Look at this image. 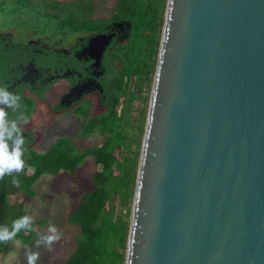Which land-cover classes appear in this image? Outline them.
<instances>
[{"label":"water","instance_id":"1","mask_svg":"<svg viewBox=\"0 0 264 264\" xmlns=\"http://www.w3.org/2000/svg\"><path fill=\"white\" fill-rule=\"evenodd\" d=\"M125 264H264V0H167Z\"/></svg>","mask_w":264,"mask_h":264},{"label":"trees","instance_id":"2","mask_svg":"<svg viewBox=\"0 0 264 264\" xmlns=\"http://www.w3.org/2000/svg\"><path fill=\"white\" fill-rule=\"evenodd\" d=\"M166 3L167 0H143V3L140 0H118L119 12L133 16L132 28L139 31L135 40L143 39L132 49V57L137 61L123 69V60L116 57V63L120 64L112 70L114 88L110 100L105 103L108 106L106 112L96 117L91 116L89 110L79 113V119H85L83 128L87 129L82 136L97 133L103 138L102 143L97 147L81 149L75 140L61 137L45 153L29 151L22 158L24 169L20 173L0 179V226L11 229L14 220L28 215L25 205L12 203L11 197L22 193L35 198L34 185L42 176H58L62 171L75 175L88 157L95 159L100 169L93 176V189L83 195L68 218L70 224L80 228L81 235L76 239V250L64 264H125L131 202L145 118V113L139 108L137 127L129 123L134 118L130 117L134 111L133 105L137 99H141L137 90L132 89L136 85L140 91H145L143 100L148 99L157 64ZM37 14L42 13L36 12V17ZM46 16L55 22L50 26L51 30H61L65 24L62 16ZM74 20L77 19L74 17ZM124 20L129 21L126 17ZM126 44L128 41L124 46ZM14 177L16 183L12 182ZM118 205L122 208L121 213H117ZM46 224L45 220L33 221L34 231L21 230L13 240L0 242V256L12 251L14 241H19L23 247L30 245L39 229Z\"/></svg>","mask_w":264,"mask_h":264},{"label":"flooded vegetation","instance_id":"3","mask_svg":"<svg viewBox=\"0 0 264 264\" xmlns=\"http://www.w3.org/2000/svg\"><path fill=\"white\" fill-rule=\"evenodd\" d=\"M7 3L0 0V87H7L20 97L15 112L6 110L9 119H21L20 127L25 137L22 158L36 147L38 139L42 140V134L43 137L46 131L49 132L43 128L50 126V131L53 130L62 117H73L80 130L59 138L69 137L79 147V140L100 137L97 133L89 137L78 136L85 119H79L80 114L75 111L89 101L91 116L106 112L108 106L105 103L110 100L114 88L112 70L117 66L114 50L128 41L131 22L111 20L112 0H85L82 1L85 13L83 11L80 17L76 13L66 17L61 30H55L52 37L32 27L33 17L36 20V6L25 4L18 10H8ZM117 3L118 0L115 7ZM22 13L24 19L18 17ZM27 17H31L30 21ZM74 17H77L78 29L67 23ZM86 20L101 25L87 26ZM42 105L47 108L49 121L38 125L40 130L35 132V116L43 113L44 108L38 109ZM18 195L25 197L22 193L14 197Z\"/></svg>","mask_w":264,"mask_h":264},{"label":"rangeland","instance_id":"4","mask_svg":"<svg viewBox=\"0 0 264 264\" xmlns=\"http://www.w3.org/2000/svg\"><path fill=\"white\" fill-rule=\"evenodd\" d=\"M7 1L8 10L17 9L19 7L24 6H36V12L42 13L41 15L37 14L36 20L33 17L32 27L36 28L39 33H46V35L54 36V30L51 31L50 26L55 24L50 18L46 16V14L53 16L58 15L62 16L63 19L70 16L71 14H77L78 17L82 15L83 11L85 13V8H82V1L85 0H1ZM143 3V0H140ZM116 0H112V21H118L120 19L128 18L130 22H134L133 16L131 14H126L124 12H119L118 3L117 7ZM80 6V7H79ZM115 8V9H114ZM30 13V12H28ZM22 13L18 15L20 19H24L25 16ZM23 16V17H21ZM125 16V17H124ZM31 18V17H30ZM30 18L27 17V20L30 21ZM77 18V17H76ZM5 22L8 19L5 17ZM14 22L20 23L19 20H14ZM29 22H27L28 24ZM68 25H70L73 29H78L76 25H78L77 21H74L73 18L67 21ZM87 26H98L101 25L97 21H85ZM4 24V23H3ZM12 24V22H9ZM7 24V25H9ZM5 25V24H4ZM61 26V24H60ZM37 32V33H38ZM138 30L133 27L131 29L128 44L125 46H117L114 50L115 57H119L120 60H123L124 67L132 64L134 61H137L135 57H132V49L139 41L143 38H138L136 41V37L138 34ZM147 40V39H145ZM161 41V39H160ZM131 51V52H130ZM130 52V53H129ZM129 53V55H128ZM143 63H146L143 62ZM142 63V64H143ZM120 63H117L119 65ZM154 77V76H153ZM152 83L150 85V89L148 90V99L143 100L145 97V91H140L136 85H133V90H137L138 96L141 99H137L134 103L133 108L134 111L131 113L130 124L132 127L135 128L136 121L139 119V108L145 113L144 123H143V133L141 135V145L143 140L144 128L146 124V118L149 108V101H150V94ZM131 88V86H130ZM138 98V97H137ZM89 101H86L81 104L80 108L76 109L75 112L80 113L81 110H88L89 108ZM43 109L42 114H37L35 116V128L33 130L38 129L40 130V126L44 125L48 119L47 108L45 105L39 106L38 109ZM43 128V127H42ZM44 130H48L49 132H45L44 136L41 138L42 140L38 139L36 142V147L33 150L38 151L39 153H45L53 141L58 139L59 136L66 135V134H73L75 131L80 130V126L75 122L73 117H62L56 123V126L53 130L50 131V126L43 128ZM87 129L83 128L78 136H82L86 134ZM75 134V133H74ZM75 136V135H74ZM73 136V137H74ZM103 138L99 136H94L92 139L89 140H79L78 145L81 149H89L93 147H97L102 143ZM141 152V148H140ZM100 167L96 164L95 159L92 157H88L84 163V165L79 168L75 175H72L69 172L62 171L58 176H51V175H44L38 182L34 185V192L37 194L35 198H31L28 196H13L11 197L12 203L15 202H23L25 205V209L28 211V215L33 218V221L37 220H45L47 224L41 227L38 231L37 236L32 241V243L26 247H23L20 244H17L16 241L12 243V251L8 253H4L0 256V264H27V256L26 252L31 250L33 252H39L40 259L36 262V264H64L66 260L72 255V253L77 248L76 239L78 236L81 235L80 228L76 225H72L68 222L69 216L76 210L78 207L81 198L84 194L91 191L93 189V176L94 174L99 171ZM137 178V177H136ZM133 205V199L131 202V210ZM122 208L118 205L117 213H121ZM131 218V214H130ZM129 218V222H130ZM55 225L58 231L61 234V239L55 242L51 250H48L44 245H40L39 247L36 246V241L39 239L41 234H47L49 224ZM130 224V223H129Z\"/></svg>","mask_w":264,"mask_h":264},{"label":"clouds","instance_id":"5","mask_svg":"<svg viewBox=\"0 0 264 264\" xmlns=\"http://www.w3.org/2000/svg\"><path fill=\"white\" fill-rule=\"evenodd\" d=\"M20 97L13 92L8 91L7 87H0V179L6 175L20 173L24 169V144L20 127L21 119H9L8 111L11 109L15 112L19 108ZM27 123V120H23ZM13 183H16L15 177ZM21 230L34 231L33 218L29 215L19 217L14 220L11 229L7 226H0V242L13 240ZM61 239V234L53 224H49L47 234H41L36 241V246L44 245L51 250L52 245ZM19 244V241H16ZM27 264H36L40 259L39 252L28 250L26 252Z\"/></svg>","mask_w":264,"mask_h":264},{"label":"crops","instance_id":"6","mask_svg":"<svg viewBox=\"0 0 264 264\" xmlns=\"http://www.w3.org/2000/svg\"><path fill=\"white\" fill-rule=\"evenodd\" d=\"M50 148V147H49Z\"/></svg>","mask_w":264,"mask_h":264}]
</instances>
